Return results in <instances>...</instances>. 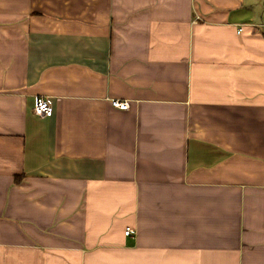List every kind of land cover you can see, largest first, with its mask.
Masks as SVG:
<instances>
[{
    "label": "crops",
    "instance_id": "1",
    "mask_svg": "<svg viewBox=\"0 0 264 264\" xmlns=\"http://www.w3.org/2000/svg\"><path fill=\"white\" fill-rule=\"evenodd\" d=\"M0 264H264V0H0Z\"/></svg>",
    "mask_w": 264,
    "mask_h": 264
},
{
    "label": "built area",
    "instance_id": "2",
    "mask_svg": "<svg viewBox=\"0 0 264 264\" xmlns=\"http://www.w3.org/2000/svg\"><path fill=\"white\" fill-rule=\"evenodd\" d=\"M240 31L242 32L243 29L241 28ZM112 105L115 109L121 111H127L130 109V103L128 101L114 100L112 101ZM35 111L38 115L45 117H52L54 113V109L50 99L45 96L38 97L35 102ZM134 234L135 231L133 229H130L126 232V236H131Z\"/></svg>",
    "mask_w": 264,
    "mask_h": 264
}]
</instances>
